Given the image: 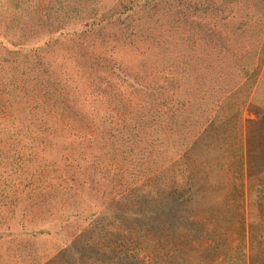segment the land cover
Segmentation results:
<instances>
[{"label": "rangeland", "instance_id": "rangeland-1", "mask_svg": "<svg viewBox=\"0 0 264 264\" xmlns=\"http://www.w3.org/2000/svg\"><path fill=\"white\" fill-rule=\"evenodd\" d=\"M132 1L0 0V264H264V0Z\"/></svg>", "mask_w": 264, "mask_h": 264}, {"label": "trees", "instance_id": "trees-1", "mask_svg": "<svg viewBox=\"0 0 264 264\" xmlns=\"http://www.w3.org/2000/svg\"><path fill=\"white\" fill-rule=\"evenodd\" d=\"M3 8H5V9H7V7H12V6H9V5H6V4H3V5H1ZM145 5H142L139 1H132V2H130L129 4H128V6H126V5H124L123 7H122V9H124V11H123V13L124 14H139L140 12H141V9L144 7ZM17 99H18V97H17ZM16 100V99H15ZM17 101V100H16ZM14 104H16V105H18V103H14ZM26 108V107H25ZM39 109H40V107H39V105H38V107H33V109H31L30 110V108H28L27 110H26V113H25V115H27V117H28V115H29V117H32V116H34V117H36L37 118V116H38V112H39ZM28 117V118H29ZM149 175H151V174H153V173H148ZM89 217V216H88Z\"/></svg>", "mask_w": 264, "mask_h": 264}]
</instances>
